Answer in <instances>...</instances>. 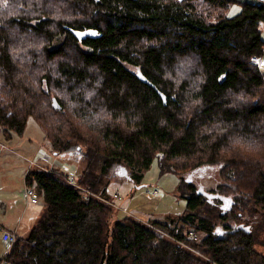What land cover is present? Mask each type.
I'll use <instances>...</instances> for the list:
<instances>
[{"label":"trees","instance_id":"16d2710c","mask_svg":"<svg viewBox=\"0 0 264 264\" xmlns=\"http://www.w3.org/2000/svg\"><path fill=\"white\" fill-rule=\"evenodd\" d=\"M262 22V2L239 0H0L2 134L32 118L81 163L78 186L29 169L43 210L0 264H264ZM155 159L221 183L209 197L182 178L176 218L119 216L114 169L133 180Z\"/></svg>","mask_w":264,"mask_h":264},{"label":"rangeland","instance_id":"374dc122","mask_svg":"<svg viewBox=\"0 0 264 264\" xmlns=\"http://www.w3.org/2000/svg\"><path fill=\"white\" fill-rule=\"evenodd\" d=\"M247 2H262L264 0H239ZM240 10L238 5H232L230 14L234 15ZM261 36L264 40V22L260 23ZM260 72L264 74V65ZM264 77V76H263ZM0 143L6 146L2 153L9 152L7 156L0 155V186L2 188L13 189L18 177L22 178L27 168L28 160L38 159L39 153L45 155L38 161V165L33 169L53 171L56 176L65 177L62 173L64 165L70 167L72 175L76 178L81 171V163L73 161L66 155L56 156L49 149L48 144L42 140V132L36 122L30 118L22 136L12 135L6 138L0 128ZM22 155V156H21ZM117 167L113 171L112 181L109 185L111 195V205L114 210H119V216H130L140 222L146 221H166L176 218L185 212L186 201L179 196V183L182 178H187L199 187L209 197L210 190H215L221 183L217 167H204L188 174L187 176H177L172 173H162L158 160L155 159L149 169L139 172L133 176V180L128 179L126 174L120 173ZM18 192H0V224H7L12 221L18 225L19 237H25L36 225L43 210L44 201L39 195V200L35 206L38 217L31 212V207L26 210L25 203L17 200ZM24 206V209H23ZM6 212L4 213V210ZM197 239L204 236L203 233L196 234ZM3 246L0 233V258L3 257ZM264 253V250H261Z\"/></svg>","mask_w":264,"mask_h":264},{"label":"built area","instance_id":"2783aa9c","mask_svg":"<svg viewBox=\"0 0 264 264\" xmlns=\"http://www.w3.org/2000/svg\"><path fill=\"white\" fill-rule=\"evenodd\" d=\"M252 63L254 65L257 66V68L259 69H262L263 65H264V53L260 56H253L252 59H251ZM45 154L44 153H39L38 154V159L37 160H34V161H31L30 162V168L31 167H35L38 165V161L40 159H42V157L44 156ZM29 171V169H28ZM63 173L65 175V179L66 181L70 184V185H73V186H78V183L76 181V178L72 175V172L70 170V167L69 166H64L63 167ZM25 199L27 200V202L29 203H37L38 200H39V195L38 193L31 187H28L25 185ZM116 197V195L114 196ZM0 233H1V239H2V242H3V245H4V252H3V257L5 255H7L9 249L11 248L12 244L15 242V240L17 239V234L15 231H8L6 229H4L2 226H0ZM160 236L164 235L163 232H160L159 233ZM189 237L191 239H197V236L195 233L193 232H190V235ZM1 264H8L5 260H3L1 262Z\"/></svg>","mask_w":264,"mask_h":264},{"label":"crops","instance_id":"0c3cea01","mask_svg":"<svg viewBox=\"0 0 264 264\" xmlns=\"http://www.w3.org/2000/svg\"><path fill=\"white\" fill-rule=\"evenodd\" d=\"M6 149H7L6 146L3 143H0V155L7 156V155H9L11 153L12 150H10V149H8L10 153L9 152H6L5 154L2 153V150H6ZM26 161L28 162L27 168L25 169L22 178L18 177V179H17L18 183H16L14 188L13 189H7V188H2V186H0V192H18V193H16V195H19L17 200H19V202L23 201V203H25L26 210H28L31 207V212L35 213V218H37L38 217V214H37L38 212L35 211L36 208H35V206H33V205H36L37 203L33 204V203L27 202V200L25 199V194H24V192H25V183H24L25 175L28 172V169H32L33 168V167L30 168L31 160H28L26 158ZM64 166H67V165H64ZM62 173H63V170H62ZM23 209H24V206H23ZM0 210H1V208H0ZM6 210L7 209L4 210V213L6 212ZM0 226H2L4 229H6L8 231H15L16 234H17V237H19L18 230H17L18 225L15 224L14 221H12L10 223H7V224H0ZM1 242H2V239H1ZM2 245H3V242H2ZM2 252H4V246H3V251Z\"/></svg>","mask_w":264,"mask_h":264},{"label":"water","instance_id":"95a60500","mask_svg":"<svg viewBox=\"0 0 264 264\" xmlns=\"http://www.w3.org/2000/svg\"><path fill=\"white\" fill-rule=\"evenodd\" d=\"M74 35H75L78 39H83V38H85V37H93V38L98 37V33H97L96 30H86V31H82V32H76V31H75V32H74ZM53 106H54L55 108L58 107V104H57V102H56L55 99H53Z\"/></svg>","mask_w":264,"mask_h":264}]
</instances>
